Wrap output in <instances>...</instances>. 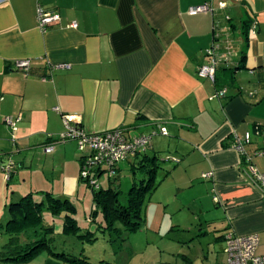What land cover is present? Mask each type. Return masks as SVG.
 Listing matches in <instances>:
<instances>
[{"label": "crops", "instance_id": "0c3cea01", "mask_svg": "<svg viewBox=\"0 0 264 264\" xmlns=\"http://www.w3.org/2000/svg\"><path fill=\"white\" fill-rule=\"evenodd\" d=\"M204 4L210 12L188 14ZM39 8L59 21L41 30ZM209 49L219 60L218 73L238 68L224 98L216 97L220 89L213 81L198 74L211 60ZM21 60L30 62L28 71L16 67ZM63 116L78 117L77 125L91 135L121 130L131 140L156 132L145 153L126 161L132 171V162L138 166L144 154L159 163L169 153L174 160L167 173L176 189L205 182L206 197L198 200L202 215L211 216L204 201L214 205V217L188 232L172 226L188 237L171 240L172 252L155 244L144 253L112 245L114 264H226L227 233L257 234L258 251L264 246V195L232 146L233 135L252 132L247 152L264 173V157L254 156L262 147L257 131L264 126V0H0V156L9 150V139L19 140L41 158L51 156L65 175L58 192L31 181L29 192L13 196L10 204L30 193L71 201L77 194L82 153L76 141H57L65 130ZM7 119L16 121L15 132ZM51 144L54 151L46 153ZM10 179L5 176L6 185ZM62 217L56 233L62 232ZM21 264L71 263L43 251Z\"/></svg>", "mask_w": 264, "mask_h": 264}, {"label": "rangeland", "instance_id": "374dc122", "mask_svg": "<svg viewBox=\"0 0 264 264\" xmlns=\"http://www.w3.org/2000/svg\"><path fill=\"white\" fill-rule=\"evenodd\" d=\"M19 144V146H16ZM16 146V147H15ZM12 148H14L12 150ZM10 150V151H9ZM9 150H6V154H1L0 162L5 160L7 164L8 161L13 163L14 171L13 176L10 181L12 182L9 185H6L7 181L3 180L5 178V173L1 175L0 183V225H5L10 220L9 217V206L10 198L13 196H22L26 192H29L30 182L34 181V184H42V182L49 183L51 188L55 191H59V184L64 181V171L60 167V163L52 162L50 159L51 156H45L41 158L40 154L33 153L32 149H27V146H24L19 140L16 142L12 139H9ZM13 152L10 154V152ZM44 154V153H43ZM10 156V157H9ZM161 159L159 163L161 168L157 170L154 180V189L153 193L148 195L144 203V217L145 225L139 229L137 232L124 235L126 237L124 244L126 246H133L135 250H138L140 253H144L143 249L148 244H155L154 246L165 250L166 252H172L169 242L171 240H180L181 238H188L186 233L189 229H192L193 226L200 221L204 222L205 219L214 217L215 209L208 203L204 201V207L209 210L210 214L207 212L201 213L200 205L198 203L199 198L204 200L206 197V190L202 186L205 182L194 185V187H183L176 189L175 180L172 178V173H167L168 168H172L173 165L172 157L170 154L163 153L161 154ZM9 157V158H8ZM27 165L25 168L21 165L24 162ZM23 168V169H21ZM69 171V170H68ZM77 179L80 180V172L77 171ZM172 172V171H171ZM117 179L114 180L120 185L121 194L119 199L124 201L127 198L129 190L132 188L134 183L139 184L140 180L144 178L140 170L135 169L132 171V166L129 162H123L118 165L117 170ZM28 177V180L24 177ZM64 176V177H63ZM14 177V178H13ZM99 183L103 187L109 186V176L107 172H104L99 178ZM79 188L77 189V194L72 198L73 204L77 207V211L74 217L77 219L79 226L82 228L83 232L86 231V218L89 217L91 209L93 207L92 203V191L84 182H78ZM53 185V187H52ZM114 186V184H112ZM34 200L36 202H45V210L42 211V216L44 218V224L46 226H51L54 223H58L57 218L52 219V215L47 212V205L50 202L47 201V198L40 195L39 193H34ZM194 200H197L194 202ZM101 216H98L97 219H100ZM199 218V219H198ZM180 225L187 232H180L174 230L171 231L172 226ZM184 224V225H183ZM4 228H0V252L4 245L8 241V235L6 234ZM176 229V228H175ZM111 232H105L102 234L100 231L97 233L99 236L98 239L93 244H80L79 247L83 249L84 254L89 256L91 260H95L97 255L104 256L103 260L105 264H114L115 258L111 254V238L115 237L114 234L110 235ZM73 238H67L70 240L68 247L73 243ZM75 241V240H74ZM180 245H174V248L178 250ZM173 248V247H172ZM260 254H264V246L258 251ZM2 262L0 261V264Z\"/></svg>", "mask_w": 264, "mask_h": 264}, {"label": "trees", "instance_id": "16d2710c", "mask_svg": "<svg viewBox=\"0 0 264 264\" xmlns=\"http://www.w3.org/2000/svg\"><path fill=\"white\" fill-rule=\"evenodd\" d=\"M236 70L238 68L222 70L221 73H218L217 69L214 83L220 91L224 90L228 83L233 82ZM142 153L123 162L135 159ZM132 164L134 168L141 171L144 178L140 180L139 184L134 183L124 201L119 199L120 185L114 181L118 177V167L115 176L109 178L108 187H103L99 183L100 188L96 190L85 182L92 191L94 206L87 217L91 223L86 226L85 232L74 217L77 209L69 199H57L50 194L46 196L47 201L50 202L46 206V210L53 219L61 218L64 214L61 233H56L57 223L51 226L44 224L41 214L45 210L46 204L45 202H36L31 193L22 197L18 202L10 204L8 210L10 220L5 227L0 225V228H4L3 230L8 235V241L0 252V261L17 264L28 263L36 255L46 251L51 256L71 264H105L104 260L100 263L91 261V258L84 254L79 245L95 243L99 237L97 235L99 231L102 234L111 232L110 235L114 234L115 236L111 238V244L118 251L125 242L124 235L135 233L145 225L144 203L147 196L153 193L155 174L159 169V163L155 156L144 154L138 166H135L133 162ZM12 174L13 171L10 177ZM98 216L101 218L97 219ZM90 226H95L97 231L91 232ZM67 238L70 240L75 238L69 247L70 240Z\"/></svg>", "mask_w": 264, "mask_h": 264}, {"label": "built area", "instance_id": "2783aa9c", "mask_svg": "<svg viewBox=\"0 0 264 264\" xmlns=\"http://www.w3.org/2000/svg\"><path fill=\"white\" fill-rule=\"evenodd\" d=\"M210 11V6L204 4L190 7L188 14L196 16ZM37 18L39 28L43 31L59 21L57 14L46 12L42 8L38 9ZM70 27L77 28V24L72 23ZM252 27L256 29V24L254 23ZM207 55L211 57V60L209 63L199 67L198 74L200 77L208 78L215 82L219 60L215 56L214 49L207 50ZM16 67L28 71L30 62L28 60L18 61ZM57 68L69 69L70 66L60 65ZM225 96V90L216 92L217 98H224ZM77 118L63 116L65 130L57 137V141L61 143L68 141L77 142L78 150L82 153L80 180L96 190L100 188L98 178L104 172L108 173L109 178L115 176L118 165L138 153L145 152L150 145L152 136L157 134L154 132L151 136H140L131 140H128L121 130L91 135L84 132L77 125ZM6 122L14 132L17 130L16 121L7 119ZM160 133L167 135L165 128H160ZM257 134L262 147L255 152L254 156L264 157V126L258 129ZM49 137L52 139V136ZM252 140L253 133L250 131L246 132L243 137L235 134L232 137V146L242 157V164L246 166L250 180L264 195V173L256 169L252 164V156L247 152V147L251 145ZM53 151L54 147L52 144L45 148L46 153H52ZM13 166L10 161L3 166L7 181L13 171ZM208 176H211V173ZM225 244L226 264H264V255L257 253L260 245V239L257 234L237 236L227 233L225 235Z\"/></svg>", "mask_w": 264, "mask_h": 264}]
</instances>
